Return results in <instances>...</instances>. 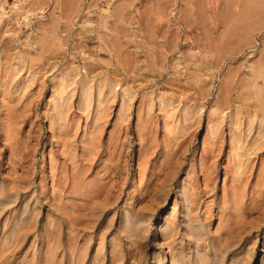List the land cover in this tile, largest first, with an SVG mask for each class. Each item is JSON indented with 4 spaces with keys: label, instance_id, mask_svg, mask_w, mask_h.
Masks as SVG:
<instances>
[{
    "label": "rangeland",
    "instance_id": "obj_1",
    "mask_svg": "<svg viewBox=\"0 0 264 264\" xmlns=\"http://www.w3.org/2000/svg\"><path fill=\"white\" fill-rule=\"evenodd\" d=\"M0 264H264V0H0Z\"/></svg>",
    "mask_w": 264,
    "mask_h": 264
},
{
    "label": "bare ground",
    "instance_id": "obj_2",
    "mask_svg": "<svg viewBox=\"0 0 264 264\" xmlns=\"http://www.w3.org/2000/svg\"><path fill=\"white\" fill-rule=\"evenodd\" d=\"M68 192H69V191H68ZM67 196H68V195H67ZM69 197H70V195H69ZM67 199H69V198H67ZM73 199H74V198H73ZM73 199L70 198V201H69V200H68V201H69V202H73V201H72ZM69 202H68V204H70ZM73 204H74V203H73ZM74 205H75V204H74ZM69 208H70V207H69ZM76 209H77V208H76ZM70 222H71V221H70ZM67 229H70V228H67ZM69 231H70V230H69ZM69 231H68V234L70 233ZM75 232H76V231H75ZM77 233H78V231H77ZM169 233H170V232H169ZM175 234H177V231L174 232V230H173V231L171 232V234H169V236H171V235L174 236ZM70 235H71V234H70ZM78 235H79V233H78ZM82 235H83V234H82ZM67 236H68V235H67ZM76 236H77V235H76ZM76 236H75V237H76ZM165 237H167V236H165ZM68 238H69V237H68ZM83 238H84V237H83ZM170 238H171V237H170ZM81 239H82V238H81ZM77 240H78V239H77ZM77 240H76V241H77ZM174 240H175V238H174ZM79 242H80V241H79ZM173 242H174V241H173ZM76 243H78V242H76ZM168 243H169V241H168ZM82 245H83V244H82ZM71 248H72V247H71ZM75 248L77 249V252H81V251H83V247H82L81 245H79V244H75ZM69 249H70V247H69ZM76 249H75V250H76ZM70 251H71V250H70ZM84 251H85V250H84ZM68 252H69V251H68ZM86 253H87V252H86ZM80 256H81V255H80ZM93 256H94V255H93ZM78 257H79V255H78Z\"/></svg>",
    "mask_w": 264,
    "mask_h": 264
}]
</instances>
